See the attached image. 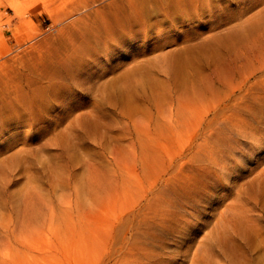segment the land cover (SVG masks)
<instances>
[{"label":"rangeland","instance_id":"374dc122","mask_svg":"<svg viewBox=\"0 0 264 264\" xmlns=\"http://www.w3.org/2000/svg\"><path fill=\"white\" fill-rule=\"evenodd\" d=\"M263 21L264 0H0V264H264V142L226 126L264 117Z\"/></svg>","mask_w":264,"mask_h":264},{"label":"bare ground","instance_id":"6f19581e","mask_svg":"<svg viewBox=\"0 0 264 264\" xmlns=\"http://www.w3.org/2000/svg\"><path fill=\"white\" fill-rule=\"evenodd\" d=\"M253 6H254V5H253ZM263 22H264V21H263ZM238 64H239V63H238ZM242 64H243V63H241V65H242ZM168 65H169V64H168ZM170 65H171V63H170ZM246 65H247V64H246ZM246 65H245L244 67H246ZM251 65H252V64H251ZM237 66H239V65H237ZM242 66H243V65H242ZM257 67H258V66H257ZM259 67H260V66H259ZM173 68H174V67H173ZM239 68H241V66H239ZM247 68H249V67H247ZM260 68H261V67H260ZM260 68H259V69H260ZM235 69H236V68H235ZM237 69H238V68H237ZM251 69H252V70L255 69L254 66L251 67ZM172 70H173V69H172ZM244 70H245V69H244ZM238 71H240V70H238ZM248 71H249V70H248ZM240 72H241V71H240ZM242 72H244V71H242ZM255 72H256V71H255ZM246 73H248V72H246ZM246 73H244V74H246ZM253 74H255V73H253ZM241 75H242V73H241ZM241 75H240V76H241ZM250 76H251V72H250L249 74H246V75L243 76L242 78H240V79H239L240 82L237 80L238 82H235V83H234V82H233V78H232V76L230 77V76L225 75V77L222 79L221 82H223V84H224L228 89L232 90L231 92H234L233 90L236 88V86H239V87L242 88L244 84H247V83H245V82H246V80L249 79ZM237 79H238V78H237ZM214 81H215V80H214ZM221 82H220V83H221ZM213 85H215V84H213ZM213 85L210 87V90H209V91H211L212 93H214V92H213V88H212ZM224 85H223V86H224ZM251 85H252V84H251ZM261 86H262V85H261ZM248 87H249V86H248ZM257 87H260V86L257 85ZM223 88H224V87H223ZM252 88H253V87H252ZM261 89H262V88H261ZM236 90H238V88H237ZM247 90H248V89H247ZM254 90H255V89H254ZM256 90H257V89H256ZM224 91H226V90H224ZM261 91H262V90H261ZM261 91H260V92H261ZM247 92H248V91H247ZM206 93H207V92H206ZM212 93H211V94H212ZM229 94H230V93H229ZM251 94H252V93H251ZM258 94H259V93H258ZM205 95H206V94H205ZM247 95L250 96L249 93H247ZM253 95H256V93L253 94ZM201 97H202V95H201ZM211 97H212V96H211ZM227 97H228V96H227ZM259 97H260V96H259ZM194 98H196L195 95H194ZM224 98H225V97H224ZM241 98H243V97H241ZM245 98H246V97H245ZM198 99H199V98H198ZM212 99H213V98H212ZM256 99H257V98H256ZM258 99H260V98H258ZM258 99H257V100H258ZM209 100H210V99H209ZM209 100H208V101H209ZM260 100H261V108H259V109H263V106H264V95L261 96V99H260ZM197 101H198V100H197ZM197 101H196V102H197ZM194 102H195V100H193V101L190 102L189 105L193 104V105H191V106H193V108H190V110H191V109H195V108H197V111H196L195 113H198V107H199V106L196 107V106H197V105H196L197 103H196V102L194 103ZM211 102H212V101H211ZM254 102H255V101H254ZM198 103H199V102H198ZM220 103H221V102H220ZM256 103H257V102H256ZM194 104H195L196 106H194ZM202 104H203V103H202ZM245 104H246V103H245ZM252 104H253V103H252ZM247 105H248V104H247ZM254 105H255V104H254ZM248 106H249V105H248ZM256 106L258 107V105H255V107H256ZM189 107H190V106H189ZM251 107H252V106H251ZM251 107H249V108H251ZM241 108H242V107H241ZM252 108H253V107H252ZM242 109H243V108H242ZM247 109H248V107H247ZM254 109H256V108H254ZM233 110H234V109H233ZM239 110H240V109H239ZM252 110H253V109H252ZM192 111H195V110H192ZM242 111H243V110H242ZM247 111H248V110H247ZM250 111H251V110H250ZM253 111H254V110H253ZM258 111H259V110H258ZM262 111H263V110H262ZM188 112H189V111H188ZM199 112H200V109H199ZM235 112H236V111H235ZM248 112H249V111H248ZM260 112H261V111H260ZM263 112H264V111H263ZM263 112H261V114H263ZM191 114H192V115L189 114V116H193V117H194L193 119H195V118L198 117V116H196V115H193L194 112L191 113ZM250 114H251V113H250ZM198 115H199V114H198ZM236 115H237L236 117H235V114L226 117V118H227V119H226L227 123L230 122V124H228V125H226V126H229V129H230L231 131H233V134H234V136H230V137H233L234 140H235V136H238V138H241V137H242V139H243V138L248 139V140H250V141H249L250 143L252 142L253 146H255V145L259 144V143L264 142V133H263V132H262V133L260 132V131H263V130H264V117H263V116H260V115H259V116H260V117H259L258 114L255 113V115L258 116V117L255 118V119H257V122L254 124V123H251V122H249L248 120H246V119H248V118L239 117L238 114H236ZM239 115H242V114H239ZM247 115H248V114H247ZM252 115L254 116V114H252ZM200 117H201V116H200ZM254 117H255V116H254ZM254 117H253V118H254ZM198 118H199V117H198ZM198 118H197V120H198ZM191 119H192V118H191ZM193 119H192V120H193ZM179 120H180V119H178V123H179ZM250 120H251V119H250ZM194 121H196V120H194ZM180 122H181V121H180ZM185 123H186V122H185ZM183 124H184V122H183ZM222 124H223V123H222ZM182 126H184V125H182ZM206 126H207V125H206ZM179 127H180V126H179ZM180 128L182 129V127H180ZM184 128H185V127H184ZM218 128H219V127H218ZM220 128L222 129V128H224V126H222V127H220ZM173 129H174V128H173ZM173 129H172V130H173ZM175 129H176V128H175ZM223 130H224V129H223ZM225 130H226V128H225ZM183 131H184V130H183ZM196 131H197V130H196ZM216 131H218V130H216ZM220 131H222V130H220ZM220 131L217 132L216 134L221 133ZM227 132H228V131H227ZM225 133H226V132H225ZM225 133L223 132V134H222V135H219V137L224 136ZM229 133H230V132H229ZM235 133H236V134H235ZM230 134H231V133H230ZM233 134H232V135H233ZM226 135L229 136L228 133H226ZM226 135H225V136H226ZM191 136H192V135H191ZM225 136H224V137H225ZM183 137H184V136H183ZM196 137H197V136H196ZM225 138H226V137H225ZM227 138H228V137H227ZM233 138H232V139H233ZM238 138H237V139H238ZM186 139H187V138H186ZM186 139H185V140H186ZM237 139H236V140H237ZM245 139H244V140H245ZM206 140H207V142H204V141H203V142L206 143L207 146H208V144H209L208 142H210V141H208L209 139H206ZM206 140H205V141H206ZM229 140H230V141H229ZM229 140H228V142H231V138H229ZM234 140H233V141H234ZM244 140H243V141H244ZM248 140H247V141H248ZM154 142H155V141H154ZM238 142H239V140H238ZM150 143H151V142H150ZM210 143H211V144H210L209 146L212 145V142H210ZM233 143H234V142H233ZM241 143H242V141H241ZM158 144H159V143H158ZM161 144H162V143H161ZM213 144H214V142H213ZM221 144H222V142H221ZM235 144H236V143H235ZM237 144H238V143H237ZM162 145H163V144H162ZM201 145H202V147H203V145H205V144H202V143H201ZM201 145H200V146L197 145V147H201ZM214 145H216V143H215ZM223 145H225V143H224ZM233 145H234V144H232V146H233ZM250 145H251V144H250ZM158 146H159V145H158ZM205 146H206V145H205ZM205 146H204V147H205ZM207 146H206V147H207ZM212 146H213V145H212ZM212 146H211V147H212ZM219 146H220V143H218V147H219ZM221 146H222V145H221ZM221 146H220V147H221ZM230 146H231V144H230ZM238 146H240V144H239ZM162 147H163V146H162ZM175 147H176V146H175ZM202 147H201V148H197V149H200V150H201V149H204V148H202ZM214 147H215V146H214ZM216 147H217V146H216ZM222 147H224V146H222ZM222 147H221V148H222ZM227 147H229V146H227ZM159 148L161 149V147H159ZM224 148H225V147H224ZM229 148H230V147H229ZM231 148H232V147H231ZM233 148H234V147H233ZM233 148H232V149H233ZM236 148H237V147H236ZM151 149H152V148H151ZM182 149H183V148H182ZM206 149H207V148H206ZM206 149H205V150H206ZM214 149H216V148H214ZM226 149H227V148H225V150H226ZM156 150H157V149H156ZM195 150H196V149H195ZM195 150H194V151H195ZM250 150H251V149H250ZM157 151H158V150H157ZM212 151H214V150H212ZM212 151H210V152H212ZM215 151H217V150H215ZM233 151H234V150H233ZM144 152H146V151H144ZM162 152H163V151H162ZM176 152H177V151H176ZM188 152H191V151H188ZM188 152H187V153H188ZM195 152H197V150H196ZM195 152H191V154H192V153H195ZM206 152H207V151H206ZM223 152H224V151H223ZM225 152H226V151H225ZM255 152H257V151L255 150L254 153H255ZM158 153H159V152H157V154H158ZM203 153H204V152H203ZM207 153H209V152H207ZM207 153H206V155H207ZM250 153H251V152H250ZM167 154H168V153H167ZM197 154H199V153H197ZM204 154H205V153H204ZM216 154L218 155L219 153H216ZM221 154H223V153H221ZM221 154H219V155H221ZM252 154H253V153H252ZM252 154H251V155H252ZM142 155H143V154H142ZM144 155H145V153H144ZM147 155H148V154H147ZM149 155H150V154H149ZM159 155H160V154H158L157 156H159ZM199 155H200V154H199ZM217 155H215V157H214V156H213V153H212L211 155H209V159L212 158V159H211L212 161H215V160H217V159L220 160L221 158L219 159V157H218L219 155H218V156H217ZM151 156H152V155H151ZM151 156H150V157H151ZM189 156H191V155H189ZM200 156H201V155H200ZM223 156H224V155H223ZM223 156H222V158H224ZM231 156H232V155H231ZM142 157H143V156H142ZM155 157H156V156H155ZM159 157H162V155L159 156ZM159 157H157V160H158ZM192 157H193V156H192ZM194 157H195V156H194ZM194 157H193V158H194ZM196 157H197V156H196ZM144 158H145V157H144ZM144 158H143V159H144ZM214 158H216V159L214 160ZM141 159H142V158H141ZM151 159H152V158H151ZM188 159H189V158H188ZM190 159H191V158H190ZM232 159H233V157H232ZM159 160L161 161L162 158L159 159ZM201 160H202V158L200 159V161H201ZM224 160H225V158H224ZM224 160H223V161H224ZM227 160H228V159H227ZM145 161H146V159H145ZM154 161H155V160H154V158H153V161H152V162L154 163ZM182 161H183V160H182ZM194 161H195V160H194ZM194 161H193V162H194ZM188 162H189V161H188ZM221 162H222V160H221ZM221 162H219L218 165H220ZM225 162H227V161H225ZM225 162H222V163H223L222 165H226V164H224ZM146 163H147V161H146ZM157 163H158V162H157ZM170 163H171V161H170ZM179 163H181V162H179ZM195 163H196V162H195ZM200 163H201V162H200ZM206 163L208 164V161H206ZM206 163H205V165H207ZM209 163H211V162L209 161ZM217 163H218V162H217ZM227 163H228V162H227ZM149 164L151 165V163H149ZM158 164H161V163H158ZM158 164H156V165H158ZM228 164H229V163H228ZM231 164H232V163H231ZM145 165H146V164H145ZM152 165H153V164H152ZM162 165L165 167L164 164H162ZM200 165H201V164H200ZM210 165H211V164H210ZM212 165H213V163H212ZM214 165H215V164H214ZM218 165H217V166H218ZM222 165H221V166H222ZM146 166H148V164H147ZM146 166H145V168H146ZM217 166H216V167H217ZM230 166H231V165H230ZM234 166H235V165H234ZM143 167H144V166H143ZM156 167H157V166H156ZM166 167H167V166H166ZM208 167H210V166H208ZM218 167H219V166H218ZM228 167H229V166H228ZM147 168H148V167H147ZM157 168H158V167H157ZM199 168H201V167H199ZM219 168H220V167H219ZM222 168H226V166H224V167H222ZM195 169H196V168H195ZM208 169H209V168H208ZM263 169H264V168H263ZM131 170H132V169H130V171H131ZM155 170H157V169L155 168ZM201 170H202V169H201ZM221 170H222V169H221ZM221 170H220V171H221ZM223 170H224V169H223ZM225 170H227V169H225ZM231 170H232V169H231ZM165 171H166V170H165ZM213 171H214V170H213ZM218 171H219V170H218ZM210 172H211V171H210ZM214 172H215V171H214ZM223 172H224V171H223ZM228 172H229V171H228ZM217 173H218V172H217ZM221 173H222V172H221ZM262 174H263V176H264V172H263ZM217 175H218V174H217ZM226 175H227V174H226ZM259 175H261V174H259ZM219 176H220V177H223V176H221V175H219ZM207 177H208V176H207ZM261 179H263V178H261ZM261 179H260V181H261ZM258 180H259V178H258ZM263 180H264V179H263ZM260 181H259V183H260ZM257 182H258V181H257ZM262 182H264V181H262ZM262 182L260 183V186L262 185ZM255 183H256V182H255ZM263 184H264V183H263ZM256 186H258V185H256ZM260 186H258L259 189H260ZM130 187H131V186H130ZM192 187H193V186H192ZM241 187H242V186H241ZM262 187H264V185L261 186V188H262ZM177 189H178V188H177ZM259 189H258V190H259ZM246 193H247V192H246ZM246 193H245V194H246ZM172 194H173V193H172ZM242 196H243V195H242ZM189 197H190V196H189ZM165 200H166V199H165ZM172 200H174V199H172ZM158 201H159V200H158ZM169 202H170V201H169ZM171 203H172V202H171ZM179 203H180V202H179ZM175 204H176V203H175ZM172 206H173V205H172ZM174 206H175V205H174ZM152 208H153V207H152ZM162 211H163V210H162ZM169 212H170V211H169ZM172 213H173V212H172ZM161 215H162V213H161ZM152 216H153V215H152ZM152 218H153V217H152ZM131 220H132V219H131ZM157 221H158V220H157ZM231 223H233V222H231ZM155 225H156V224H155ZM172 225H173V224H172ZM226 226H229V225H225V226H222V227H226ZM229 227H231V226H229ZM229 227H228L227 229H230V230L232 231V229H231L232 227H231V228H229ZM219 228H220V227H217V229H219ZM223 229H226V228H223ZM223 229H222V230L219 229L220 231H219V230H216V231H217V232H223ZM214 230H215V229H214ZM230 230H229V231H230ZM242 231H243V230H242ZM217 232H216V234H217V236H218L220 233L218 234ZM233 232H235V231H233ZM243 232H244V231H243ZM224 233H225V232H224ZM230 233H231V232H230ZM211 234H212V233H211ZM221 234H222V233H221ZM226 234H229V232L226 233ZM242 234H243V233H242ZM213 235H214V234H213ZM223 235H224V234H223ZM223 235H222V236L220 235V236H221L220 238H222V237L224 238L225 235H224V236H223ZM235 235H236V234H235ZM230 236H231V235H230ZM238 236H240L239 233H238ZM227 237H228V236H227ZM210 238H211V237H210ZM223 238H222V239H223ZM225 238H226V237H225ZM213 240H214V239H213ZM224 240H225V239H224ZM217 242H218V241H217ZM221 242H222V241H221ZM221 242L219 241L220 244H221ZM219 243H218V244H219ZM210 244H211V243H210ZM212 246H213V245H212ZM219 246H221V245H219ZM206 247H207V245L205 246V249H208V248H206ZM210 248H211V247H210ZM223 248L225 249V247H223ZM223 248H222L221 250H224ZM203 249H204V248H203ZM214 249H215V248H214ZM220 252H221V251H220ZM226 252H227V251H226ZM228 252H229V251H228ZM209 253H210V252H208V254H209ZM243 253H244V252H243ZM206 259H207V258H206ZM232 259H234V258H232ZM242 260H243V259H242ZM200 261H201V260H200ZM239 261H240V260H239ZM197 262H198V260H197ZM201 262H202V261H201ZM234 263H235V262H234Z\"/></svg>","mask_w":264,"mask_h":264}]
</instances>
